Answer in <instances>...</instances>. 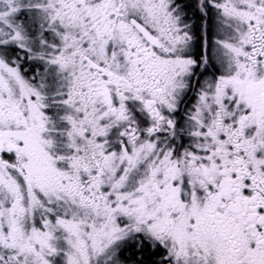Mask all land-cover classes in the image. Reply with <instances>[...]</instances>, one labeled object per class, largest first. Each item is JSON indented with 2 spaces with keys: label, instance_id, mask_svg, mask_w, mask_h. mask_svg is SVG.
I'll list each match as a JSON object with an SVG mask.
<instances>
[{
  "label": "snow or ice",
  "instance_id": "6c2138e0",
  "mask_svg": "<svg viewBox=\"0 0 264 264\" xmlns=\"http://www.w3.org/2000/svg\"><path fill=\"white\" fill-rule=\"evenodd\" d=\"M0 264H264V0H0Z\"/></svg>",
  "mask_w": 264,
  "mask_h": 264
}]
</instances>
